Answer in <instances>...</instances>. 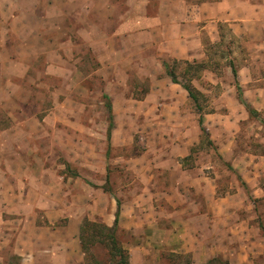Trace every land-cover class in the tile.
<instances>
[{
  "label": "crops",
  "instance_id": "crops-1",
  "mask_svg": "<svg viewBox=\"0 0 264 264\" xmlns=\"http://www.w3.org/2000/svg\"><path fill=\"white\" fill-rule=\"evenodd\" d=\"M228 37L231 50L238 44L244 52L245 62L233 60L244 97H253L250 92L261 97L264 86L250 90L248 83H264V75L254 70L264 66V0H0V264L85 263L83 220L115 224L120 200L98 207L95 189L110 179L108 146L134 143L119 139L115 110H132L135 102L147 110L146 150L115 160L133 174L127 187L134 183L138 189L134 199L121 203L118 224L135 239V246L126 245L130 264L157 260L160 227H165L162 236L173 233L169 228L183 227V248L196 259L258 264L264 237L252 218H233L235 197H218L216 178L193 160L192 152L206 142L200 115L165 68L174 60L205 63L213 56L210 47ZM83 47L85 56L91 52L97 61L92 74L72 63L79 61ZM93 75L105 83L96 103L86 100ZM185 78L203 93L202 73ZM145 82L149 86L142 97L129 92L128 84ZM48 91L52 108L41 119L40 94ZM228 92L236 94V86ZM107 103L115 123L110 142L109 124L96 135L95 123L81 118L87 107L108 110ZM239 105L225 115L203 114L207 131L229 132L230 152L222 154L233 167L243 161L235 150L240 123L249 118ZM216 145L221 152L226 149L221 142ZM52 147L78 170L66 173L68 165L58 162L61 156L53 155ZM252 164L256 171L247 183L254 188L264 160L256 166L252 159ZM158 203L166 224L154 215Z\"/></svg>",
  "mask_w": 264,
  "mask_h": 264
},
{
  "label": "rangeland",
  "instance_id": "rangeland-1",
  "mask_svg": "<svg viewBox=\"0 0 264 264\" xmlns=\"http://www.w3.org/2000/svg\"><path fill=\"white\" fill-rule=\"evenodd\" d=\"M230 42L231 40L228 37L225 42L220 44V49L225 53V57H222V52H209L210 56L213 55L207 60L208 64H210L209 69L201 72L207 82L202 85V92L205 96L204 99L202 98L205 106V113H221L222 115H225L226 113H229V110H237V105L240 103L238 102L237 92L236 94L232 93L233 96H231L228 92L231 86H235L234 76L228 64L233 62V60H237L240 64L245 62V59L242 57L244 52L236 48L238 47V44H235V48L231 50V47L234 45L230 44ZM86 51V48L83 47L82 52H77L80 56L78 61L80 63H75L73 61L72 63L76 65V68L82 70L84 73L88 71L89 74H92L98 69L97 61L94 54L91 52H88L85 56ZM170 64L174 65V62H170ZM186 67L187 66L183 63H178L177 71L181 74V78L179 80L181 84L188 83L187 78L182 76ZM254 70L258 76L261 77L264 75V66H256ZM188 76L191 77L192 74ZM46 80H49V78H46ZM50 83L52 85H58L55 80H52ZM87 85L92 88L91 93L86 100L96 103L100 98V93L104 91L105 83L101 82L97 75H93V77L88 80ZM258 85L264 86V83H248L250 90H253ZM31 86L34 89H37L35 86ZM148 86L149 84L146 82L141 84L132 83L128 84V89L129 92L131 90L132 92L135 91L136 97H142L147 91ZM46 92L41 93L42 95L40 94L42 99L39 101L40 105L38 109L41 111L39 114V118L41 119L46 116L52 108L50 99L51 96L49 97L51 92ZM250 93L253 97H245V99L259 115L255 117L250 116L246 107L240 103V110H245L246 114L249 116L248 119L243 120L240 123V129L237 136L238 148L235 152L243 159L242 163H240V167H233L232 163L230 161H226L224 158L225 154H222L230 152L231 143L229 132L223 129H215L212 131L211 129H208L207 132L209 136L207 138L208 140L210 139L213 144L210 145V143L206 141L201 145V147H196L197 149L192 152V158L193 160L197 159L200 164H205L207 166L208 174L216 178L218 185V197H222L223 199H226L229 195H233L235 197L234 201L238 206V212L233 216V218H237L239 220H248L249 218H252L251 220L260 230V235L264 237V164H262L264 160V95L261 97H254V93ZM133 105L132 110H115L116 127L120 131L119 139L127 140L128 137L131 138L134 143L130 146L112 148L111 155L108 160L109 171L111 173L110 179L105 183V185H103L102 188L97 186L95 189L94 200L97 202L96 204L99 205L98 207H102L107 200L116 202V200L119 199L121 204L124 202L125 198L134 199V196L136 195L135 193L138 191L134 183L131 188L127 187L129 183L133 182V174L130 173L131 171L126 170L124 163H115V160L119 157L120 159H128L141 155L146 150V145L150 138L149 131H144L145 124L149 123V120H147L148 115L146 114L147 110L139 109V107H142L140 102H135ZM98 107V105L95 107H87L86 110H83L81 115L84 122H87L88 124L95 123L96 127L94 128V133L96 135L103 132L99 131L100 126H108L109 124L108 110H100ZM28 112H30V110H28ZM3 122L4 125L8 123L4 117ZM126 127H128V129H126ZM216 142H221L226 149L221 152V146L216 145ZM53 149V155H58V157L61 156L58 159V162L66 164L65 158L62 157L64 152L62 153L58 147H52V150ZM47 154L52 155L50 146L47 148ZM254 156L256 157L254 158ZM252 159L255 160L256 166L258 164H262L263 166L260 167L259 170L263 173L259 176L257 186H253L254 188H252V186L250 187L247 183V179L253 175L252 171H256V169L252 167ZM192 161L187 162L191 164ZM66 165H68V163ZM70 166H67V170L65 172L72 175L78 170V168L74 165ZM98 176L100 177V175L96 174L95 177ZM157 205H159V203L155 206L157 212H154V215L160 219L161 224H166L168 220L166 217L162 216V211ZM144 213L146 214V211H144ZM213 217L214 216L212 214L211 218ZM86 219L90 220L89 218ZM90 221L101 223L99 220ZM163 228L165 227H160V235L156 238L159 256L155 262L152 261L153 264H231L229 259H225L223 257H213L208 261H203L201 258H194L192 254H189L188 252L186 253L183 248L184 240L182 239L185 236L183 235V227L166 228L168 230H173V233L171 232L162 236L161 230ZM117 240L120 246L124 249L129 262L130 249L129 246L126 245H130V247L135 246V239L131 237V231L124 228H118ZM85 242L86 249H83L85 253L84 264H120V257H112L110 255V249L108 247V244H110L109 239H104L100 235H93L90 231L85 234ZM146 245L149 246L150 241H148ZM256 260H258V264H264L263 257ZM145 263L151 264V261L147 259Z\"/></svg>",
  "mask_w": 264,
  "mask_h": 264
},
{
  "label": "trees",
  "instance_id": "trees-1",
  "mask_svg": "<svg viewBox=\"0 0 264 264\" xmlns=\"http://www.w3.org/2000/svg\"><path fill=\"white\" fill-rule=\"evenodd\" d=\"M222 44V43H221ZM210 49L212 51L216 52H222V50L219 47H215V45H212L210 47ZM223 54L222 57H225V53L222 52ZM209 54V53H208ZM174 65H171L170 63H165V68H166V72L167 75L172 79V81L176 84H181L179 81V76H181V74L178 73L177 71V67H178V63H183L184 65H186V69L184 70V72L182 73L183 77L188 76L190 74L196 76L199 75L202 71H205L207 69H209L210 64H208V62L205 63H189V62H179L177 60H174ZM228 66H230L233 76H234V80H235V86L237 89V93H238V99L240 101L241 104H243L246 109L248 110L250 116H257L259 115L257 113V111H255L254 108L251 107V105L248 104V102L246 101L245 97H244V93H243V89L238 81V69L236 68L235 64L233 62H230L228 64ZM192 77V76H191ZM184 89L188 92L189 97L191 98L192 102L194 103L196 110L198 111L200 117H199V124L201 127V130L205 136V141H208V143H210V145H212V141L209 139L208 140V132L207 130L204 128L203 126V114L205 113V106L203 104L202 98L204 99V94L201 93L199 90H197L195 88V86L192 84V82L189 80L187 84H181ZM107 98V97H106ZM107 107H108V111H109V127H108V141H111V136H112V131L114 128V114H113V110L111 109V104L107 103ZM111 146H108V151H107V158L109 160L110 155H111ZM120 213H121V204L118 201V207H117V211H116V219H115V224L113 227H109L104 223H96V222H92L88 219H85L83 222V225L81 227V233H80V239L82 242V247L85 250V234L88 232H92L93 235H100L102 236L104 239H109L110 244H108V247L110 249V255L112 257H120V264H130L127 260L126 254L124 252V249L120 246L118 240H117V231H118V224H119V218H120Z\"/></svg>",
  "mask_w": 264,
  "mask_h": 264
}]
</instances>
